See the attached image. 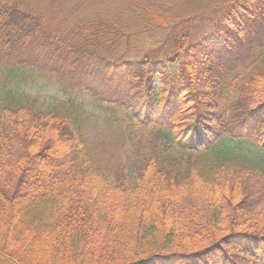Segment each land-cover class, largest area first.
Segmentation results:
<instances>
[{
	"label": "trees",
	"instance_id": "1",
	"mask_svg": "<svg viewBox=\"0 0 264 264\" xmlns=\"http://www.w3.org/2000/svg\"><path fill=\"white\" fill-rule=\"evenodd\" d=\"M31 1L0 0V264H264V0ZM30 41L63 96L18 82Z\"/></svg>",
	"mask_w": 264,
	"mask_h": 264
},
{
	"label": "rangeland",
	"instance_id": "2",
	"mask_svg": "<svg viewBox=\"0 0 264 264\" xmlns=\"http://www.w3.org/2000/svg\"><path fill=\"white\" fill-rule=\"evenodd\" d=\"M34 1H37V3L40 2V0H32L30 2V4L35 8V6H38L34 4ZM76 1L78 0H67V5H72L75 4ZM193 1V0H192ZM206 0H196L193 1L195 3L194 6L200 7L202 6L207 7L208 4H206L205 2ZM223 0H217L216 3H219ZM68 7V6H67ZM66 7V8H67ZM208 10H210L209 8H207ZM210 12H205V16L209 17ZM207 27V26H206ZM258 29V28H257ZM206 30H208V27L206 28ZM246 42L244 45L239 46V54H237L238 56H241L243 58H246L249 54H250V47L251 44L253 43V46L256 47L255 49H259L261 50L260 46L262 44H264V25H260L259 30L254 31L253 33L247 34V36L245 37ZM252 46V47H253ZM254 50V49H252ZM256 51V50H255ZM21 53V52H20ZM34 53V44L30 41V43L26 44V47L24 50H22V56L21 59H24L25 62L28 63H37L38 65H40V69L38 73L36 74H32L29 75L31 77L25 78L23 79H19L18 82L22 85L24 91L29 92L31 94H36L41 96L42 100H46V101H51L52 96L57 95V96H63L65 94V92H68V86L70 81L67 80L66 78H62L59 74H57L56 79L51 78V80H49V76H50V67H48V65L43 64L42 62V58H43V53H36V55L33 54ZM21 54H18L17 52H15V55L19 56ZM232 56H235V52H231ZM213 55L215 54H211V60L212 62H214V66L215 69L220 66H225L229 63V58L231 57V55L226 56V55H219L217 54V56H215V58L213 57ZM15 56H13V58H11L10 60L15 62ZM12 62V63H13ZM102 69H104L102 67ZM102 69L100 71H95L93 76L94 78H92V80H94V82L92 83V85L90 84L91 88H96V92L99 93V95L102 97H104L105 99H107V91L109 90L106 86H104V73L102 72ZM103 74V76H102ZM121 73H115L112 76L111 80V87L113 89V91H115V84L119 81ZM2 74L0 71V86L2 85ZM100 83V85H99ZM109 93V91H108ZM93 107V108H92ZM87 108L89 110H91L92 112L95 113V118H93L89 123V127H84L83 131L80 132L82 138L84 139V141L86 142V145L88 146L89 150L90 148L93 149V151H95L99 157V159L101 160H105L109 157L108 155V151L107 149H104V144H102V140L103 139H108L107 137V131L104 129L103 125L105 124L103 122V120L100 118V116H102L100 114V111L98 109H96L94 107V105L92 104H88ZM103 117V116H102ZM132 131L134 130V128H130L129 130ZM133 133H136L135 131H133ZM240 154L242 155H246L248 156V158L250 159H261L262 160V164L264 166V152L259 153L256 152V149L254 150L253 148H250V150H242L240 151ZM129 157V156H128ZM116 156L113 157L112 162H115L116 160ZM125 163L127 161V159H124ZM124 165V164H123ZM127 165L123 166V169H126ZM43 185V184H42Z\"/></svg>",
	"mask_w": 264,
	"mask_h": 264
}]
</instances>
